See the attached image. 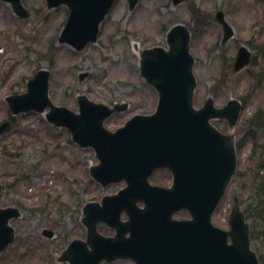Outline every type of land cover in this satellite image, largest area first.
<instances>
[{
    "label": "rangeland",
    "instance_id": "374dc122",
    "mask_svg": "<svg viewBox=\"0 0 264 264\" xmlns=\"http://www.w3.org/2000/svg\"><path fill=\"white\" fill-rule=\"evenodd\" d=\"M22 1L30 12L27 19L0 0V125L11 123L0 135V205L21 211L11 221L16 238L0 264H69L60 258L73 239H86L85 204L99 202L123 187L97 185L90 176L98 164L92 149H81L67 130L49 124L44 114L12 115L6 99L24 94L30 78L45 69L51 73L55 105L78 111V98L83 96L111 106L126 103L127 111L106 122L108 129L115 130L137 114L156 110L158 93L140 75L136 44L139 50L167 47V33L176 24L185 25L192 34L194 106L202 107L208 98L217 108L233 100L242 103L234 128L225 120L214 121L233 140L238 168L213 222L229 230L234 199L239 197L254 232L252 247L264 264V220L254 212L258 187H264V168H259L264 155L259 149L253 151L256 143L264 145L263 0H187L178 6L172 0H140L133 11L128 0H118L101 26L98 42L81 52L59 43L69 16L66 7L49 9L46 0ZM219 11L235 30V38L225 48L223 28L216 20ZM242 46L251 51L253 60L235 72ZM165 178L159 176L161 181Z\"/></svg>",
    "mask_w": 264,
    "mask_h": 264
},
{
    "label": "water",
    "instance_id": "95a60500",
    "mask_svg": "<svg viewBox=\"0 0 264 264\" xmlns=\"http://www.w3.org/2000/svg\"><path fill=\"white\" fill-rule=\"evenodd\" d=\"M15 12L27 17L28 12L21 0H5ZM133 10L138 0H129ZM174 5L185 0H172ZM116 0H47L50 8L67 5L71 15L61 37L62 43L83 50L90 42H96L100 23L105 19ZM217 20L223 25V47L234 38L235 33L219 12ZM169 50L155 47L142 52L141 73L160 94L157 112L152 116H136L116 133L104 128V121L113 113L107 106L80 100L81 114L76 115L66 108L54 106L49 97V72L40 71L28 84V92L8 99L15 114L30 111L43 112L51 108L48 120L58 126L68 127L74 140L82 147H93L101 165L92 170V175L104 185L128 181V188L118 196L105 201L118 202L113 226H120L117 240L121 244L120 255L134 258L140 264H260L250 246V228L239 201L231 215V231H223L211 223V217L224 196L227 185L237 167L233 140L219 133L211 125L213 118L225 117L234 126L239 117L240 104L230 102L217 110L209 100L201 110L192 106L196 81L193 74L195 60L190 53V32L183 25L174 27L168 34ZM251 55L242 47L235 64L239 71L249 65ZM127 105L115 107L126 110ZM162 167L188 171L186 189L182 179L176 180L173 189L163 190L148 183L150 174ZM188 187V188H187ZM137 201L146 203L140 210ZM187 208L194 220L173 222L170 215ZM126 211L131 221L120 225L119 214ZM97 205L85 209V224L95 235L98 221H110L112 215L103 213ZM19 216L17 209L0 208V254L14 240V230L9 221ZM164 219L169 222L165 231ZM130 232L131 238L124 235ZM231 237V244H229ZM101 248L109 241L99 238ZM89 254L86 245L73 242L64 253L63 260L71 264H98L105 252ZM97 251V252H96Z\"/></svg>",
    "mask_w": 264,
    "mask_h": 264
},
{
    "label": "flooded vegetation",
    "instance_id": "af4514ba",
    "mask_svg": "<svg viewBox=\"0 0 264 264\" xmlns=\"http://www.w3.org/2000/svg\"><path fill=\"white\" fill-rule=\"evenodd\" d=\"M160 175H166V178L163 181H161L159 179ZM183 176H184V174H183ZM174 180H175V177H174L173 172L171 170H168V169H163V170L156 171L154 173L153 177L151 178L152 183L156 182L154 184L165 186V187H170L172 185V183L174 182ZM185 213L186 212H181V213L177 214L176 215L177 217L175 216V219L181 220V219L189 218V215L185 214ZM123 215L124 214H121V216H120L121 219L124 218ZM103 228L105 229V230H103V234L105 236L112 237V236L115 235V232L110 230L109 227L103 226Z\"/></svg>",
    "mask_w": 264,
    "mask_h": 264
},
{
    "label": "trees",
    "instance_id": "16d2710c",
    "mask_svg": "<svg viewBox=\"0 0 264 264\" xmlns=\"http://www.w3.org/2000/svg\"><path fill=\"white\" fill-rule=\"evenodd\" d=\"M258 149H261L260 153L264 154V145L260 146L259 144L256 143L255 151H257ZM259 168H264V162L263 164L260 165ZM262 185L258 187V195L254 200L255 201L254 212L257 213V210L259 211L257 214L255 213L256 218L259 220H264V200H263L264 187ZM250 212L252 215H254L252 210Z\"/></svg>",
    "mask_w": 264,
    "mask_h": 264
}]
</instances>
